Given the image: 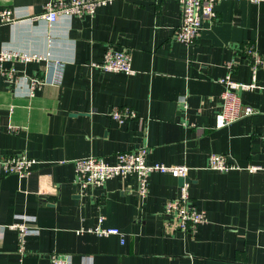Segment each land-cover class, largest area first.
Masks as SVG:
<instances>
[{"label":"crops","instance_id":"0c3cea01","mask_svg":"<svg viewBox=\"0 0 264 264\" xmlns=\"http://www.w3.org/2000/svg\"><path fill=\"white\" fill-rule=\"evenodd\" d=\"M49 1L0 0L15 18L0 24V51L43 57L3 62L15 71L12 82L0 68V159L25 153L39 161L26 177L0 172V264H47L52 253L70 255L71 264H264V67L255 73L259 86L239 91L253 112L214 126L225 66L249 83L244 48L264 55V0H221L216 21H203L192 44L174 37L176 0H107L92 15L61 13L53 22L39 17ZM107 45L130 51L132 74L93 65ZM48 61L62 63L58 81L30 97V79ZM115 106L135 116L119 123L109 115ZM142 146L149 163L189 168L190 198L206 215L194 233L169 230L162 217L179 193L178 177L152 172L143 198L135 172L101 186L76 184L75 159L112 163L116 153ZM211 153L223 154L231 168H208ZM99 216L123 241L78 232ZM20 220L30 227L23 255L8 227Z\"/></svg>","mask_w":264,"mask_h":264},{"label":"built area","instance_id":"2783aa9c","mask_svg":"<svg viewBox=\"0 0 264 264\" xmlns=\"http://www.w3.org/2000/svg\"><path fill=\"white\" fill-rule=\"evenodd\" d=\"M107 0H52L44 5V9L39 15L40 18L53 22L59 14H70L80 16L83 14L92 15L96 5ZM181 5L180 21L174 31L176 40L192 44L198 37L202 27V22H215L216 5L221 0H176ZM15 20L10 8H0V24L12 23ZM245 53L250 59L252 70V81L249 83L239 82L232 78L230 63L226 67V74L219 79L223 86L221 93V108L215 115L214 126L224 127L227 124L249 115L253 112V107L245 105L240 99L239 91L242 89H252L259 86L256 82V70L264 67V55L252 45L245 48ZM43 57L36 54L27 55L15 50L0 51V68L6 79L13 81L15 71L12 68H3L5 61L30 62L40 60ZM132 56L128 49L117 48L107 45L103 53V58L99 62L93 63L103 71L123 72L132 74ZM42 76H33L29 82L28 95L31 97L34 90L47 83L58 81L62 70L60 61H48ZM110 117L119 123H124L128 118L135 116V112L130 107H112ZM15 129V128H14ZM147 147L142 146L132 151H120L115 155V161L109 163L103 157L87 156L74 160L75 182L83 189L88 186H101L105 181L115 175H126L135 172L137 176V195L141 198L146 196L148 187V177L152 172L167 173L174 177H187L188 167L185 164L167 165L162 162L149 163L147 161ZM35 163H39L34 157L25 153H8L0 159V172L3 174H17L19 177H26L32 172ZM231 164L226 157L220 153H211L208 156L207 167L218 171H226L231 168ZM261 168L259 165H250L249 171ZM189 181H184L179 187L176 197L166 201L162 211L165 227L169 230H181L194 233L199 225L206 222V215L192 202L188 192ZM103 216H99L94 227L81 228L78 232H89L98 236L117 235L123 241V233L118 227L103 226ZM17 233L18 251L23 255L25 251L24 241L30 231L25 220L14 221L8 225ZM47 264H71V257L68 254L52 253Z\"/></svg>","mask_w":264,"mask_h":264},{"label":"water","instance_id":"95a60500","mask_svg":"<svg viewBox=\"0 0 264 264\" xmlns=\"http://www.w3.org/2000/svg\"><path fill=\"white\" fill-rule=\"evenodd\" d=\"M184 181H189V180H188V177H185V178H183V177H178V184H179V185H182V183H183Z\"/></svg>","mask_w":264,"mask_h":264}]
</instances>
